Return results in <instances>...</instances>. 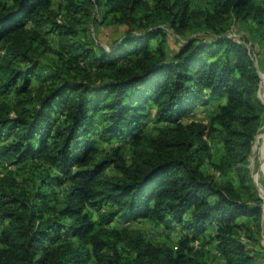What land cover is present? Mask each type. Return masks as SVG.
I'll list each match as a JSON object with an SVG mask.
<instances>
[{
    "label": "trees",
    "instance_id": "trees-1",
    "mask_svg": "<svg viewBox=\"0 0 264 264\" xmlns=\"http://www.w3.org/2000/svg\"><path fill=\"white\" fill-rule=\"evenodd\" d=\"M53 1L0 0V92L16 88L31 107L14 116L0 113V154L47 166L32 192L0 191V264H206L192 242L207 236L226 264H253L239 232L248 229L240 218L258 223L262 213L247 155L264 105L247 47L224 25L250 19L263 36L264 5L212 0L195 10L188 0H150L144 20L138 16L144 0H60L61 8L83 15L102 7L112 22L130 28L107 50L80 52L82 65L72 77L31 88L41 67L34 43L45 40L26 25L62 32ZM157 22L177 34L203 29L209 37H191L169 55L166 30ZM211 102L217 104L207 120L191 119ZM151 112L154 123L169 126L142 132ZM95 133L128 141L129 159L119 147L97 158ZM214 135L222 144L218 163L210 160ZM2 138L9 142L1 144ZM206 164L222 175L233 171L237 185L205 172ZM109 166L119 175H106ZM63 183L60 199L56 188ZM87 207L105 209L100 222ZM117 215L174 223L181 231L177 248L155 246L134 229L98 225Z\"/></svg>",
    "mask_w": 264,
    "mask_h": 264
},
{
    "label": "rangeland",
    "instance_id": "rangeland-1",
    "mask_svg": "<svg viewBox=\"0 0 264 264\" xmlns=\"http://www.w3.org/2000/svg\"><path fill=\"white\" fill-rule=\"evenodd\" d=\"M188 1L192 9L200 10L210 7L212 0ZM258 1L264 5V0ZM144 3L138 11V16L141 18L151 10L152 6L150 0H144ZM63 5L62 1L54 0L51 7L57 13L56 20L59 23L65 24L62 32H58V30L53 31L49 24L38 27L33 22H28L26 25L27 28L35 30L45 40V45L42 46L36 42L34 43L41 67L37 71L38 76L33 75L30 78L31 88H37L38 86L46 88L52 85L51 82L56 77H72L74 70L77 69L78 71V67L82 65L80 52L85 49H89L92 52H98L100 49L107 50L130 28L128 25L112 22L111 15L106 16L104 13L105 9L102 7L98 9L93 5L91 15H83L82 13H76L72 10L67 11V9L61 8ZM157 23L166 30L165 48L169 55H172L182 42L191 37H209L203 29H194L177 34L164 23ZM151 25H154V23H151ZM131 27L133 29L137 28L135 24ZM224 28L227 31V35L232 37L234 41L247 47L248 54L253 60V64L257 68L260 77V90L257 92V97L264 105V35H261L256 24L250 19H230L224 25ZM66 29H71V32H68ZM1 47L2 41H0V65L3 62L1 60V56L3 55ZM0 78H4L3 66H0ZM26 99L27 97L18 93L16 88L7 93L0 92V113L9 112L10 116H14L15 112L22 111L23 109L29 110L31 107L29 104H25ZM216 104V102H211L208 105L199 106L191 116V119L207 120L213 113ZM152 114L153 112L145 119L144 126L141 129L142 132L155 133L157 128L169 126L168 123H154ZM262 119L261 129L251 146V153L247 155V160L252 182L258 190L259 196L264 200V113ZM188 120V118L183 119L184 122ZM99 130L100 128L96 126L95 131ZM98 133L93 134L96 141L95 147L98 149L97 158L119 147L125 158L129 159L130 145L128 141L116 139L101 140ZM208 141L211 163H218L222 155V144L216 135L209 138ZM7 142L9 140L2 138L1 144ZM46 168L47 166L39 159L33 160L28 158L18 162L8 155L0 154V191L1 189H14L17 192H32L38 183L39 176ZM204 171L214 174L219 180L229 179L237 185L236 176L233 171H228L226 175H222L220 172L215 171L210 164L204 166ZM105 173L108 176L119 175V172L112 166L107 167ZM67 186L68 183H63L56 188L60 199L64 198ZM261 207L262 213L258 223H255L252 219L240 218V221L248 227L247 230L239 232L240 238L247 245V248L251 250L250 254L253 258V264H264V201ZM85 211L93 221L100 222L99 213L102 211H96L92 207H87ZM98 225L105 228L134 229L139 231L153 245L174 250L177 248L178 240L181 237L180 228L175 226L174 223L167 226L166 224L154 223L144 217L129 219L127 216L117 215L112 222L108 224L99 223ZM72 240L75 241V239ZM192 245L197 251L201 249L203 252L201 259L206 264H226L215 244L210 241L208 236L199 237L192 242Z\"/></svg>",
    "mask_w": 264,
    "mask_h": 264
},
{
    "label": "water",
    "instance_id": "water-1",
    "mask_svg": "<svg viewBox=\"0 0 264 264\" xmlns=\"http://www.w3.org/2000/svg\"><path fill=\"white\" fill-rule=\"evenodd\" d=\"M259 87H260V86H259ZM258 90H260V88H259Z\"/></svg>",
    "mask_w": 264,
    "mask_h": 264
}]
</instances>
